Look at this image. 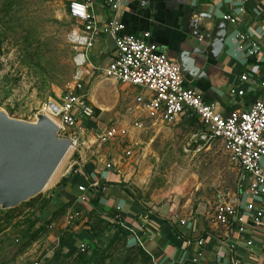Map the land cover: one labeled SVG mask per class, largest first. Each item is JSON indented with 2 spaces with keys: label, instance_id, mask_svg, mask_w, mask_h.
<instances>
[{
  "label": "rangeland",
  "instance_id": "obj_1",
  "mask_svg": "<svg viewBox=\"0 0 264 264\" xmlns=\"http://www.w3.org/2000/svg\"><path fill=\"white\" fill-rule=\"evenodd\" d=\"M68 1L0 0V109L8 116L34 120L41 103L55 97L70 77L73 50L66 35L74 22L67 13ZM95 84L96 80H92L85 87L89 97ZM116 87L119 98L115 105L105 110L92 106L98 109L97 114L83 121L84 141L88 146L79 143L76 151L70 149L40 192L17 204L9 213L0 212V264H48L54 256L65 260L64 264H78L76 255L84 253L86 247L83 251L76 247L68 255L61 241L77 225L93 224L82 222V210H79L81 215L66 223L67 208L78 211V207L65 202L60 209V200H52L51 193L54 181L67 176L72 169L78 171L81 166L94 163L98 155L107 161L128 162L131 178L137 171L140 175L135 184L132 179L129 184L138 199L147 201L152 199L150 196L159 199L161 205L174 208L177 216L200 214L210 219L217 192L233 186L237 166L218 140L208 145L191 142L186 146L199 124H189L184 115L171 123L152 126L146 119H140L143 128L149 127L139 132L132 130L138 134L133 144L128 138L122 143L113 139L102 144L93 141L96 132L126 120L122 107L127 102L122 98L126 90L120 91L119 84ZM91 98L95 100L94 92ZM129 148L131 154L125 155L124 150ZM94 224V233H98L102 244L106 243L107 228L103 223ZM136 247L117 239L103 251L101 264H140ZM64 250L65 256L61 253ZM57 261L53 259L55 264Z\"/></svg>",
  "mask_w": 264,
  "mask_h": 264
},
{
  "label": "crops",
  "instance_id": "obj_2",
  "mask_svg": "<svg viewBox=\"0 0 264 264\" xmlns=\"http://www.w3.org/2000/svg\"><path fill=\"white\" fill-rule=\"evenodd\" d=\"M186 8L211 13L217 19H220L224 13L234 17V23L225 22L227 42L215 58L204 60L194 53L184 55L185 51L193 45L201 47L205 45L197 38L190 37L184 30L182 15ZM91 10L99 27H102L114 15V11L102 0H92ZM117 18L123 24L119 33L141 36L143 32H148L146 41L153 42L159 51L164 52L176 62L179 58L182 60L195 58L194 64L198 65L199 70L194 77L182 74L183 85L199 92L205 101L216 103L221 114H226L232 109H246L254 99L261 95L262 88L259 83L264 82V24L262 23L264 0H127L122 3L121 13L117 14ZM248 30L253 31L251 37L257 41L259 51L255 55L246 57L237 48L234 35L239 31ZM107 36L106 32L100 31L87 50L88 60L94 66H103L113 56L114 48H108ZM242 73L246 75L244 80L239 78ZM92 80H96V84L89 97L85 87ZM117 84L120 86V91L126 90L122 98L127 100L122 105L126 120L117 126H128L135 117L130 106L133 98L140 92L138 87L119 83L95 72L84 77L82 92L91 107L96 106L105 110L112 108L119 98ZM231 87L242 90V93L240 95L230 94L228 89ZM93 92L95 100L91 98ZM189 112L186 110L174 121L182 115L187 119V116L192 115V112ZM148 124L152 126L162 123L150 124L148 122ZM145 128L130 127L128 141L133 144V139L138 135L132 130L139 132ZM220 146L222 148L221 142ZM110 162L113 166L105 169L102 161L94 160V163L81 166L80 171L72 169L71 175L64 181L59 182L61 177L65 176L54 181L52 200L59 199L61 205L65 202L76 205L78 211H83L82 222L93 224L89 227L86 224L82 227L77 225L69 230L67 239L61 242V247L66 248L64 249L67 250L68 255L76 249L79 243L85 245L89 243L90 235L86 229H90L97 222L107 223L106 227L114 226L115 224L110 220L118 214L139 236L144 246V250L141 249L148 256L147 264L149 255L159 264H231L230 256L237 261V264H264V251L259 249L260 243L264 241V212L256 227L247 226L242 234L238 235L233 232L229 239H225L223 226L214 223L211 215L210 219L202 218L200 214L177 216L174 208H167L165 204L161 205V201L153 200L152 196H150L152 199L147 201L139 200L129 186L132 178L128 162H121L119 159H112ZM93 175L98 177L97 186L86 187L83 192L78 191L76 186L85 184L87 179ZM139 177L137 171L132 182L135 184V180H139ZM232 189L233 186L220 191ZM115 206L119 208L116 209ZM261 207L264 211V195ZM143 209L147 212L145 218H141ZM179 219H183L186 224L180 225ZM127 237L130 239L129 234ZM198 237L203 238L200 247L195 243ZM249 237L252 238V244L247 246L244 241ZM99 239L101 238L96 240L99 241ZM227 242H233L231 252L227 250L225 245ZM198 248L202 253L201 260L199 263H193L190 259ZM65 250L61 251L63 256H65ZM55 259L62 260L59 256Z\"/></svg>",
  "mask_w": 264,
  "mask_h": 264
},
{
  "label": "built area",
  "instance_id": "obj_3",
  "mask_svg": "<svg viewBox=\"0 0 264 264\" xmlns=\"http://www.w3.org/2000/svg\"><path fill=\"white\" fill-rule=\"evenodd\" d=\"M102 1L114 11V15L102 27L97 25L91 10L92 0L68 1L67 13L73 20L74 26L68 31L66 38L73 50L71 59L73 70L63 83L62 90L55 97L45 99L36 113H43L51 119L57 126V136L68 138L71 141L70 149L76 151L79 143L85 144L86 130L83 121L92 116V107L82 92L84 77L95 72L119 83L136 86L140 91L133 98L130 106L135 114L130 125H111L96 132L92 138L98 144L111 139L122 143L123 139L128 138L130 127L134 129L143 127L140 120L142 118L147 119L150 124L171 123L186 110L192 112L200 128L190 135L186 146L191 142L200 146L219 140L223 151L237 166L233 189L220 191L217 194L211 220L223 226L225 239H229L233 232L242 234L247 226L256 227L264 212L261 207L264 195V82L259 83L262 88L261 95L254 99L248 108L232 109L226 114H221L216 103L205 101L199 92L183 85V75L178 63L159 51L153 42L146 41L148 32H143L141 36L119 33L123 24L117 18V14L121 13V5L127 0ZM221 19L228 23L235 21L233 16L226 13L221 15ZM262 23L264 24V19ZM102 30L112 37L114 49L112 58L103 66L97 67L89 62L87 50ZM251 33L253 34L251 30L239 31L234 35L237 48L246 57L255 55L259 51V45L251 37ZM239 78L244 80L246 75L242 73ZM228 92L240 95L242 90L231 87ZM59 132L62 134L59 135ZM124 154L130 155V148L125 149ZM96 160L102 161L105 169L113 166L110 161H103L102 155L96 156ZM74 163L77 164L76 161ZM97 184L98 177L93 175L85 184H78L76 188L83 192L86 187L93 188ZM115 208L119 207L115 206ZM78 214L77 210H67L66 223L69 222L68 219ZM146 214V210L143 209L141 218H145ZM110 222L128 232L130 239L128 238L126 242L144 250L137 233L118 214H115ZM179 224L186 223L183 219H179ZM202 242V237L195 240L198 247ZM244 243L250 246L252 238H246ZM225 245L231 252L233 242H227ZM77 247L83 251L86 245L79 243ZM259 249L264 251V241L260 243ZM201 255V250L198 248L191 257V262L199 263ZM229 260L231 264H237L231 256ZM148 264L159 263L149 255Z\"/></svg>",
  "mask_w": 264,
  "mask_h": 264
},
{
  "label": "water",
  "instance_id": "obj_4",
  "mask_svg": "<svg viewBox=\"0 0 264 264\" xmlns=\"http://www.w3.org/2000/svg\"><path fill=\"white\" fill-rule=\"evenodd\" d=\"M182 25L190 37L205 44L191 46L184 55L194 53L204 60L213 59L227 42L225 20L211 13L186 8ZM106 44L109 49L114 48L110 35ZM191 60L179 58L177 62L182 74L194 77L199 67L194 64L195 58ZM56 133L57 126L43 113H36L34 120L27 121L10 117L0 109L1 209L16 206L45 186L71 145L68 138Z\"/></svg>",
  "mask_w": 264,
  "mask_h": 264
},
{
  "label": "trees",
  "instance_id": "obj_5",
  "mask_svg": "<svg viewBox=\"0 0 264 264\" xmlns=\"http://www.w3.org/2000/svg\"><path fill=\"white\" fill-rule=\"evenodd\" d=\"M98 109L93 108L92 109V115L97 114ZM187 120L188 123L193 125L194 123L197 122V119L195 117V115L192 113V115L187 116ZM84 169L86 170V167H84ZM72 173V170L69 171V174L65 177H61V179L59 180V182L64 181L68 176H70ZM127 192V190H126ZM15 207V206H14ZM14 207H10V208H5V209H1L0 208V212H6L9 213V211H11ZM64 206L62 205V207H60V209H62ZM29 219V218H28ZM30 224L33 223L32 220H30ZM105 228H107L108 230V234H107V242L106 243H101V241L96 240L98 238V233H94L93 230V226L90 229H86L90 235V240L89 243H87L86 245V250L84 253H78L76 255V258L78 259V264H101L102 261L104 260L103 256V251L110 246V244L117 240V239H122V243L124 244L127 241V235L128 232L123 230L122 228H120L117 225H111L109 227H106L107 223L104 224ZM62 242V241H61ZM62 244V243H61ZM56 252V251H55ZM136 257L138 259V262L140 264H145L148 261V256L146 255V253L140 248V247H136ZM53 259H55V256L50 259L48 261V264H55L53 262ZM65 260H58L56 264H64ZM123 264V263H121Z\"/></svg>",
  "mask_w": 264,
  "mask_h": 264
},
{
  "label": "bare ground",
  "instance_id": "obj_6",
  "mask_svg": "<svg viewBox=\"0 0 264 264\" xmlns=\"http://www.w3.org/2000/svg\"><path fill=\"white\" fill-rule=\"evenodd\" d=\"M69 150H70V147L67 149V151H66V153L64 154L63 157H65V155L68 153ZM62 159H63V158H62ZM62 159H61V161H62ZM61 161L59 162V164L57 165V167L55 168V170L53 171V173L51 174V176L49 177V179L47 180V182H46L45 185H47V184L50 182L51 178L53 177V175H54L55 172L57 171L58 166L60 165Z\"/></svg>",
  "mask_w": 264,
  "mask_h": 264
}]
</instances>
